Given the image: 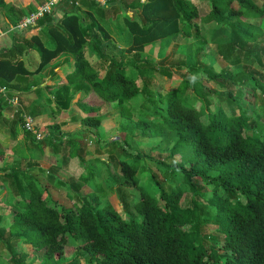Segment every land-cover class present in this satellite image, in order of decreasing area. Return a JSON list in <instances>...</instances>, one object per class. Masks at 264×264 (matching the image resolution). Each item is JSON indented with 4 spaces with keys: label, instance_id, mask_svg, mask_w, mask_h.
Instances as JSON below:
<instances>
[{
    "label": "trees",
    "instance_id": "16d2710c",
    "mask_svg": "<svg viewBox=\"0 0 264 264\" xmlns=\"http://www.w3.org/2000/svg\"><path fill=\"white\" fill-rule=\"evenodd\" d=\"M29 1L17 6L15 0H0V31L11 37V45L0 49V87L5 89V95L0 94V131L7 129L13 142L22 134L18 142H25L29 151L43 154L50 148V159H60L55 166L64 167L73 158L85 162L81 141L78 148L70 147L79 139L74 135L95 139L103 115L118 109L132 121V105L141 104L134 110L136 134L128 141L115 136L97 150L108 155L103 165L113 162L117 176L95 175L88 166L91 161L84 163L80 187L67 186L49 170L43 185L39 178L45 170L31 164L22 168L19 161L7 164L6 150L0 146V185L13 209L10 218L0 214V254H6L8 263L36 264L40 259V264H264V0H205L206 12L200 7L202 0H120L106 6L62 0L35 27L10 31L45 2ZM55 9L62 14L57 16ZM107 22H120L129 34L125 50L106 30ZM208 28L227 32L212 42L230 65L244 63L243 71L219 72L202 62L205 48L194 44L187 65L177 68L194 79L181 76L173 86L172 72L163 65L167 58L154 62L140 57L146 46L181 34L201 40L202 29ZM64 55L73 68L44 101L51 118L68 115L69 120L53 121L48 135L36 141L23 130L20 113L30 116L38 131L37 122L45 114L32 103L40 96L25 95H39L40 84L33 78ZM126 55L137 58L125 64ZM157 75L171 80L165 94L153 85ZM33 86L37 88L32 92ZM53 88L46 85L47 91ZM188 91L195 103L187 101ZM80 92L83 96L77 97ZM246 92L258 104L259 119L241 106ZM6 97L21 102L12 119ZM67 123L79 124L80 130L66 136L61 125ZM165 136L172 140L168 157L149 161L169 182L159 183L152 171L151 185L138 186L143 155L131 145L150 144L151 150ZM104 182L116 186L120 208L101 201ZM51 185L72 188L66 194L67 207L58 210L50 204ZM131 185L137 188L136 200L122 195L121 190ZM89 186L91 190L84 192ZM20 245L33 257L19 252Z\"/></svg>",
    "mask_w": 264,
    "mask_h": 264
},
{
    "label": "rangeland",
    "instance_id": "374dc122",
    "mask_svg": "<svg viewBox=\"0 0 264 264\" xmlns=\"http://www.w3.org/2000/svg\"><path fill=\"white\" fill-rule=\"evenodd\" d=\"M143 1V0H141ZM203 2H200V7L203 9L204 12L207 11V4L205 0H202ZM58 16V15H57ZM106 30L111 34L112 38L116 40V43L118 44L120 50H125L126 47H128L130 42V36L124 29L123 25L120 22H107L105 23ZM226 31L224 29L215 31L212 28L208 29H202V39L198 41H193L187 37H185L183 34L179 36L172 37L169 41H166L162 44L160 42H157L153 45L146 46L145 51L140 57H144L147 59H151L154 62H157L160 58H167L166 62L163 63L166 68L172 72V85L175 86L179 80L181 79V76L187 75L189 76L190 80L194 79V76L190 72H186V70H179L177 69L178 66H183L184 63H186L187 55L190 53V45H200L205 48L206 56L202 59V62L209 63L211 66L214 65L219 69V72L227 73L229 70V73H236L239 71H243L244 63L238 64L236 66H232L228 63V61L225 60L224 57L220 54V52L216 49L215 44L212 42V40L215 37H225ZM65 56V55H64ZM139 57V58H140ZM137 57L133 55H126L124 57V63L130 64L132 63ZM33 59H35V64L38 61V56H33ZM187 65V63H186ZM49 68V66H48ZM171 81V80H170ZM165 75H157L155 79V85L158 93L165 94L164 92L166 89L171 86L168 85L170 82ZM157 83V84H156ZM189 92V91H188ZM187 96V101L190 103H195V96ZM82 94V93H80ZM83 95H81L82 97ZM241 106L247 111L249 115H252L255 119H259V110H258V104H253L251 100V95H249L248 92H246L245 97L242 98ZM262 100V95H257V101L260 102ZM45 102V101H44ZM41 102L42 111L45 114L44 119L38 121L39 131L44 134L48 135L49 129L47 128L48 125L54 123H64L68 122L69 117L68 115H63L60 117V120H57L55 118H51L50 116V108L48 104ZM91 103H94L96 105H99L100 103L90 99ZM141 101H136L132 105L131 114L133 115L132 121L128 120L127 118L123 117L120 114V111L118 109L114 111H110L109 113H106L102 117L101 121V129L97 136V138L93 139L94 137L91 135L89 136H78L74 135L78 141H75L70 144V147L72 148H78L81 141V147L84 148L83 150V160L85 162H79L78 159L71 158L72 160H69V166H62L58 167L55 166L60 163V159L57 161H54V158L52 157L50 159V155L53 153L50 148L45 149L44 153L41 154L38 150L36 151H29L25 146V142H18L19 137L22 135L20 134L18 137V145H16V141L13 142V140H10L7 134V129H2L0 131V146H2L6 150V158L5 162L7 164H12L16 161L20 162V166L22 168H26L28 164H31L33 168L40 167L43 170L46 171L45 176H41L39 178L41 184L46 185V176L47 171L49 170L50 175H53L55 178L59 180H64L67 182V186L71 187H80L83 185V182L79 179V176L86 172V168L84 166L88 165L90 167L91 171L93 170L97 175L100 172V175L102 177L109 178V176H117L116 170L114 168V163L110 162L108 167H104L103 162L107 160L108 155L107 154H101L97 153V150H100L104 145L114 140L115 136H125L124 139L127 141L132 138L136 132L134 131V123L137 121V113L134 110H137L135 108L140 107ZM211 111L216 112L217 107L216 105H212ZM15 110H13L14 113ZM15 114V113H14ZM12 114L9 115V118L12 119ZM9 119V120H10ZM206 119V116L203 117V120ZM61 130L66 134V136L73 135L75 132L80 130V125L77 123H67L61 125ZM6 133V134H5ZM56 136V135H55ZM98 140V141H97ZM130 142V141H129ZM156 144V143H155ZM17 146V148H13ZM133 146V151L135 152L138 148L140 149V152L143 155V159L140 161V167L139 172L137 175V179H139L138 186H144L147 185L148 187L151 185L148 180L152 179V171L154 173V178L160 183L165 182L167 184L169 181L167 180V177H164L163 174L159 171H157L155 168L152 167V163L149 161V158L156 160V161H163L166 160V158L169 155L170 148L172 147V140L168 138L167 136L163 137L161 141L157 142L156 147L149 150L150 144L145 145H131ZM152 146V145H151ZM23 153L26 157H23L20 153ZM132 153V152H130ZM117 153H115L114 157H116ZM67 158V156L65 155ZM131 162V160L129 159ZM87 162V163H86ZM86 163V165L84 164ZM107 168V169H106ZM111 174V175H110ZM119 175V174H118ZM151 175V176H150ZM121 176V175H119ZM146 180V181H144ZM145 182H148L146 184ZM150 184V185H149ZM102 193H99L98 196H100L101 201L111 204L115 209H118L121 207L120 205V199H119V192L117 191L116 186L114 185H108L107 182H104L102 185ZM153 186V185H152ZM49 191L52 195L50 204L54 207H56L58 210H60L61 207H67L70 202L68 198L66 197V194L68 191H71L72 188L67 187H59L58 185L49 186ZM156 189V187H153ZM126 190H121L122 195L129 197L130 199L133 198V200H136L138 198V191L137 188L134 186H128L125 187ZM91 190V187L88 188L85 187L83 190L84 192H88ZM100 192V191H99ZM46 196V195H45ZM10 196H5V189L3 188V185H0V214L11 217L13 213V209L11 204H9ZM133 212V210H132ZM19 252L21 250H24L25 255L29 256L28 258H32L33 255L27 247L20 245L18 248ZM0 254V264H9L6 260L7 256ZM41 260L39 259L36 264H40Z\"/></svg>",
    "mask_w": 264,
    "mask_h": 264
},
{
    "label": "crops",
    "instance_id": "0c3cea01",
    "mask_svg": "<svg viewBox=\"0 0 264 264\" xmlns=\"http://www.w3.org/2000/svg\"><path fill=\"white\" fill-rule=\"evenodd\" d=\"M29 2H30L29 0H15V2H14L15 4L14 5H17V6L23 5L24 6V5L28 4ZM37 5L38 4H37L36 1L35 2H31V6L33 8H35ZM59 9L58 10L55 9V12H56L55 14L56 15L62 14V11H60ZM5 22H7V19L6 18H5ZM2 23L3 22H1V24ZM38 30H36V31H38ZM0 33H1L0 34V49L9 47L11 45V37H10L9 33H7L6 30L5 31H0ZM30 33L31 34L35 33V30L34 31H31ZM110 36H111V34H110ZM113 40L116 42V40L114 38H113ZM66 60H67L66 59V56H63V57H61V58L53 61L50 65H48L49 68L47 66L46 68H44L42 70V72L38 76H35L33 78V82H35L38 85L40 84L39 85V88L42 90L39 93V95H31V94L25 95V96H40L39 99H34L32 101L33 105H35L37 107H41V109H42L41 102H44V99L46 100V97L47 96H50V94H53L54 93V91L56 90V86H57L56 84H57V82L59 80H61V78L64 76V74H66V73H68L69 71L72 70V68H73V62H72V60L70 62H66ZM48 83H51L54 86V88L51 89V90H49V91L46 90V85ZM36 88L37 87L33 86L32 87V92ZM80 93L76 94V96L77 97H81V94ZM23 100L25 101L24 98H22V101ZM27 101H29V99L26 100V103H27ZM19 102H20V100H19ZM20 107H21V104H20ZM22 138H23V136L21 135L19 137V139H22Z\"/></svg>",
    "mask_w": 264,
    "mask_h": 264
},
{
    "label": "built area",
    "instance_id": "2783aa9c",
    "mask_svg": "<svg viewBox=\"0 0 264 264\" xmlns=\"http://www.w3.org/2000/svg\"><path fill=\"white\" fill-rule=\"evenodd\" d=\"M62 0H45L41 5L24 16L15 26L11 27L10 31H25L29 28L35 27L38 22L44 18V16L51 14L52 10L60 3ZM95 3H98L100 6H106L111 1H120V0H92ZM77 5V3H75ZM1 34V33H0ZM0 94L5 95V89L0 87ZM8 106H10L16 113L20 107L17 97H6ZM14 113L11 115L13 117ZM20 116L23 120V130L27 133H30L36 141H41L44 138V134L39 132L35 127L34 120L28 116L23 111L20 113Z\"/></svg>",
    "mask_w": 264,
    "mask_h": 264
}]
</instances>
